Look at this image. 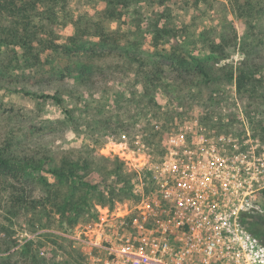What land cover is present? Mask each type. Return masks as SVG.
Wrapping results in <instances>:
<instances>
[{
	"label": "rangeland",
	"instance_id": "rangeland-1",
	"mask_svg": "<svg viewBox=\"0 0 264 264\" xmlns=\"http://www.w3.org/2000/svg\"><path fill=\"white\" fill-rule=\"evenodd\" d=\"M191 2L167 1L164 6L156 4V8L168 9L181 48L203 65L209 77L195 75L191 68L184 78L177 79L170 66L158 64L160 55L156 58L141 54L147 73L134 76V68L98 73L115 80L119 95L107 103L95 100L93 95L103 86H113L111 82L95 81L88 93L67 72L65 78H61L60 70L54 74L44 58L37 63L35 52L20 45L0 44V155L19 159L28 156L32 149L38 156L54 159L53 164L58 167L79 154L92 161L89 180L101 184L108 200L113 185L120 182V188L124 183V173L115 176L114 167L121 162L124 172L131 171L129 164L141 160L143 152L150 149L147 139L160 142L164 132L157 128L159 124L166 126L197 117L213 125L226 122L239 131L247 127L254 137L264 140V0H252L256 11L247 21L238 18L229 0H207L203 8L188 13ZM70 4L76 14L92 5L90 1L84 4L77 0ZM152 10L144 7L146 19ZM108 25L111 31L120 27L117 22ZM121 29L124 33L129 30L125 25ZM60 30L65 41L69 32L65 27ZM93 40L94 44L99 39ZM91 44L87 46L89 51ZM216 44L221 46L217 50H222V54L216 48L213 50ZM49 53H54V60L65 67L64 56ZM246 56L263 64L258 79L239 90L235 76ZM87 57L80 55V59ZM99 59L111 57L96 55L95 60ZM45 95H58L63 104L43 98ZM44 176L53 182L50 174ZM16 186L23 185L0 175V264H86L84 232L95 228L107 213L112 215L134 205L133 199L127 197L120 203L101 207L96 205L98 194L93 192L95 200L88 196L90 206L81 208L69 222L58 215L39 216L32 208H13L10 192ZM23 187L32 201L45 195V185L34 176L27 178ZM60 188L65 189L64 185ZM69 223H73V228L66 229ZM255 223V231H263L264 214L255 216Z\"/></svg>",
	"mask_w": 264,
	"mask_h": 264
},
{
	"label": "built area",
	"instance_id": "built-area-1",
	"mask_svg": "<svg viewBox=\"0 0 264 264\" xmlns=\"http://www.w3.org/2000/svg\"><path fill=\"white\" fill-rule=\"evenodd\" d=\"M228 126L172 123L129 164L134 205L84 232L86 264H264V140Z\"/></svg>",
	"mask_w": 264,
	"mask_h": 264
},
{
	"label": "trees",
	"instance_id": "trees-1",
	"mask_svg": "<svg viewBox=\"0 0 264 264\" xmlns=\"http://www.w3.org/2000/svg\"><path fill=\"white\" fill-rule=\"evenodd\" d=\"M72 1L75 2V0H0V44L20 45L29 52H35L34 59L37 63H41V58H44L54 74L57 75V71L60 70L63 74L60 75L61 78H65L67 72V75L74 82L83 85L88 93L91 92L90 87L96 83L95 81L111 82L113 86H103L93 95L95 100L106 103L117 98L119 94L115 80L100 77L98 73L112 71L113 68H124V71L134 68V73H131L134 76H138L137 73H147V69L143 67L145 60L141 58L144 54L156 58L160 55L161 62L157 61L158 64L165 68L170 66L176 73L177 79L184 78V74L191 68L195 75L209 77L203 65L188 57L181 48L178 30L169 18L168 9L156 8V4L164 6L167 1L175 0H97L95 3L92 0H77L79 3L85 4L90 1L92 4L91 7L77 14L71 8ZM191 3L192 7L188 13L203 8L207 0H192ZM229 3L238 18L244 21L248 20L253 10L256 11L252 0H229ZM144 7L153 9L147 19L143 13ZM89 12H92L96 19H93L92 15L88 16ZM111 22H117L120 27L111 31L108 25ZM121 25L127 26L129 30L124 33ZM64 27L69 33L67 39L62 41L63 34L62 30L59 32V28ZM94 38L99 40L93 44ZM88 44L92 47L90 51L87 49ZM147 47L149 49H146ZM220 47L219 44L212 46L213 50ZM49 52L64 56L65 67H62L63 63L54 60V53L50 55ZM218 52L222 54L223 51ZM82 54L88 57L80 59ZM96 55L109 56L111 59L95 60ZM258 60L246 56L241 62L235 76L239 90L244 89L248 82L258 79L257 75L263 64ZM53 80L58 82L57 79ZM43 98L53 100L58 105L63 104V99L58 95H45ZM66 114L72 113L66 111ZM157 128L160 132H164L160 142L155 143L148 138L147 143L150 146L146 145L154 151H160L164 146L166 136L172 129V123L166 126L159 124ZM35 152L31 149L28 156L19 159H6L0 155V175L12 178L20 186L25 185L27 178L34 176L46 187L45 195L33 201L27 196L26 187V189L23 186L13 187L10 192L13 208H32L39 216L58 215L60 219L70 222L80 213L81 208L90 206L88 196L94 199L93 192L98 194L96 205L101 207L108 206V203H120L127 197L136 198L137 174L129 169H126L125 174L122 166L124 163L120 162L112 172L115 176L124 173L122 178L124 183L120 188L118 187L120 182L114 184L113 189L110 190L111 196L106 200L101 184L89 180L90 174L93 173V168L90 167L92 161L72 151L78 156H74V159L68 158L57 167L53 164L54 159L46 155L38 156ZM116 161L118 164L117 158ZM48 164L50 167H46ZM79 171L84 172L85 175H81ZM44 173L52 176V183ZM62 185L65 189L60 188ZM72 226L73 223H69L66 229L73 228Z\"/></svg>",
	"mask_w": 264,
	"mask_h": 264
}]
</instances>
